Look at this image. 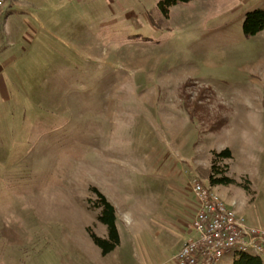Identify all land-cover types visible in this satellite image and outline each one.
Wrapping results in <instances>:
<instances>
[{
    "label": "rangeland",
    "instance_id": "obj_1",
    "mask_svg": "<svg viewBox=\"0 0 264 264\" xmlns=\"http://www.w3.org/2000/svg\"><path fill=\"white\" fill-rule=\"evenodd\" d=\"M161 1L0 12V264L92 257L95 188L130 227L133 262L141 209L168 212L196 176L231 179L246 223L264 229V30L243 28L264 0Z\"/></svg>",
    "mask_w": 264,
    "mask_h": 264
},
{
    "label": "crops",
    "instance_id": "obj_2",
    "mask_svg": "<svg viewBox=\"0 0 264 264\" xmlns=\"http://www.w3.org/2000/svg\"><path fill=\"white\" fill-rule=\"evenodd\" d=\"M223 187L224 185L222 184L212 185L213 191L226 202L229 208L237 216L245 220V215L242 213L236 200L232 198V193ZM251 192L253 191L251 190ZM174 197L175 195L173 197L169 196L168 212L165 209L156 210L151 207L141 209L145 211L148 217L145 226L143 225L144 222L140 224L136 223L137 234L139 236L138 243L140 244V252H142L141 262H137V260L133 262L134 257L131 252H127V255L123 256L122 244L124 240H132V232L130 227L125 228L120 223V218L118 217L117 227L120 235V245L114 251L103 255L100 248L97 250L89 242L88 247L90 245L89 250L91 248L93 256L89 257L84 254L83 251L85 249H79L78 251L82 255L78 257L77 261H72L69 257L70 264H178L175 259L177 253L181 250L187 238L193 236L192 222L198 212V203L192 194L185 195L184 193H180L177 202ZM173 199H175V202H173ZM100 230L101 232L98 235L102 238H107V227L102 225ZM129 231L131 235L128 240L127 233ZM232 261L231 257H227L221 264H233L235 260Z\"/></svg>",
    "mask_w": 264,
    "mask_h": 264
},
{
    "label": "built area",
    "instance_id": "obj_3",
    "mask_svg": "<svg viewBox=\"0 0 264 264\" xmlns=\"http://www.w3.org/2000/svg\"><path fill=\"white\" fill-rule=\"evenodd\" d=\"M9 9V0H0V12ZM192 190L198 212L192 222L193 236L176 255L178 264H221L242 253L264 260L263 228L248 225L200 177L193 179Z\"/></svg>",
    "mask_w": 264,
    "mask_h": 264
},
{
    "label": "trees",
    "instance_id": "obj_4",
    "mask_svg": "<svg viewBox=\"0 0 264 264\" xmlns=\"http://www.w3.org/2000/svg\"><path fill=\"white\" fill-rule=\"evenodd\" d=\"M193 0H162L159 7L163 11H167L170 7L177 4H187ZM244 33L246 36H256L264 30V9L257 8L246 15L244 24ZM224 159L232 158L231 150L227 149L218 154ZM212 185L224 184L229 185L233 181L229 178L214 179L211 177ZM98 195L99 202L97 207L101 209L98 220L107 226L108 237L102 238L89 229L90 236L93 242L101 249L103 255H107L114 251L120 245V235L117 227V211L115 206L98 190L94 189ZM234 264H264V260L258 256L247 253L239 254L234 261Z\"/></svg>",
    "mask_w": 264,
    "mask_h": 264
}]
</instances>
